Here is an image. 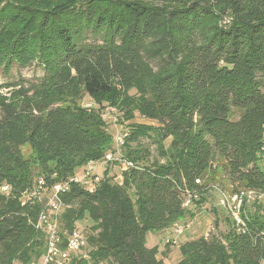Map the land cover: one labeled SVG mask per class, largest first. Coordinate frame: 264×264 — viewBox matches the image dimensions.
Listing matches in <instances>:
<instances>
[{"label": "trees", "instance_id": "16d2710c", "mask_svg": "<svg viewBox=\"0 0 264 264\" xmlns=\"http://www.w3.org/2000/svg\"><path fill=\"white\" fill-rule=\"evenodd\" d=\"M28 2L19 18L4 11L11 19L0 33V68L44 72L0 92V264H35L45 253L35 227L44 201L22 205L23 194L39 178L48 194L111 150L100 109L79 106L78 90L98 106L120 95L112 105L124 118L137 113L159 127H132L124 153L132 166L119 181L105 170L92 192L71 184L60 236L83 220L89 226L85 249L67 264H165L147 235L192 218L217 173L233 193L263 187L264 0ZM143 137L159 159L129 145ZM187 193L201 197L192 208L183 206ZM242 219L241 228L226 217L220 236L182 243L175 264L264 263V200L245 205Z\"/></svg>", "mask_w": 264, "mask_h": 264}, {"label": "rangeland", "instance_id": "374dc122", "mask_svg": "<svg viewBox=\"0 0 264 264\" xmlns=\"http://www.w3.org/2000/svg\"><path fill=\"white\" fill-rule=\"evenodd\" d=\"M51 2V1H50ZM19 4H26L27 6H32V3H29L28 0H12L11 2L0 0V9L2 11L0 12V33L3 29H6L8 27L7 19H11L4 15V11L8 10V13H12L13 15L17 13V16L21 15ZM6 14V13H5ZM44 72L40 67H38L36 64L32 65L27 68H19L17 65H13L9 72H5L3 68H0V92L5 93L7 90L3 88V86L7 83H15L19 81L20 79H25L27 81H30L29 83H33L37 78L42 77ZM75 92V91H73ZM74 99L76 100V103L79 106H86L88 104L92 105V107L96 109H100L101 117L103 118L107 130L109 134L112 137V143H111V150L105 155L110 154L112 156V160L110 163H104V158L101 157L100 160L95 161L94 167H95V173L97 172L99 174L101 181L104 171L107 170L108 175L112 177L114 181H119L120 172L122 171L123 167H126L125 163L128 162V160L124 157V153L126 151L125 147V139L128 138L129 132H131L132 127L134 126H143V127H155L158 128L159 125L157 122L145 119L135 113L134 117H123V113L117 112L116 106L112 104H119L121 99L120 95L115 96L114 103H103L98 105H95L87 96H84L83 90H78V96ZM70 102L69 99L66 98V100ZM95 105V106H94ZM91 108V107H90ZM107 108H115L114 112H106L105 110ZM238 111L234 110L232 113V119L238 118ZM126 134L123 144L116 145L114 142V137L117 135ZM153 137V136H152ZM170 138H168L165 141V146L169 144ZM131 147H144L149 151V160L155 161L158 158L157 151L155 149V145L152 143L150 138H139L136 143H129ZM23 154L26 157H31L33 154L31 152V149L28 145H25L22 148ZM105 157V156H104ZM219 167L220 162H216L213 166ZM215 169V168H214ZM82 170L78 171L76 174H80ZM215 179L208 181L205 188L211 189L208 191L207 200L203 203V205L199 208H196L193 210V217H187L185 220L176 223L172 226L173 230H175V225H189V227L183 232L181 235H175V238H168L164 239L163 237L157 238V245L154 247H150L147 249L156 248L158 253L156 255V258H162L166 264H174L178 260L179 256V246L186 242L187 239L192 240L201 236H220L221 232L225 230V228L222 229V226L225 225L224 219L228 217L230 221L235 225L233 218L230 216V213L228 210L223 208L220 203L221 200H228L229 207L233 208V204L231 201L232 195L235 193H238L240 191H243L242 189L236 191L233 193V187L230 183V181L227 179L226 175L223 173L219 174L217 173L215 175ZM98 182V183H99ZM97 185V184H96ZM95 185V186H96ZM87 186L85 187V189ZM87 190V189H86ZM47 194H43V198H46ZM185 200L190 199V203L188 207L192 208L194 205V201H198L201 199V197L198 194L194 193H187ZM31 200V199H29ZM27 198L20 200V203L24 205L26 202L29 201ZM250 206L249 204L247 205ZM243 211V209H242ZM218 216V223L216 225L215 222V215ZM219 222L222 226H220L221 231L219 230ZM89 226L88 220H83L76 225V230L79 232L85 234L87 232ZM151 233V234H156ZM168 241V242H167ZM152 238H149L148 246H152ZM85 252V251H84ZM264 264V263H261Z\"/></svg>", "mask_w": 264, "mask_h": 264}, {"label": "built area", "instance_id": "2783aa9c", "mask_svg": "<svg viewBox=\"0 0 264 264\" xmlns=\"http://www.w3.org/2000/svg\"><path fill=\"white\" fill-rule=\"evenodd\" d=\"M85 107L90 108L92 105L88 104ZM105 111L114 112L115 108H107ZM125 136V133L115 136V144H123ZM260 158L264 162V144L261 147ZM111 160L112 156L110 154L105 155L104 162H110ZM94 164L95 162L90 161L80 174H74L67 180L50 186L46 198H43L45 186L42 178L38 179L33 190L23 194L21 200L25 198L28 200L37 198L39 201H44V209L40 212L35 227L45 233V253L35 264H67V260L71 254H80L85 249L87 244L86 235L74 229L72 231H66L63 240L60 236L58 221L59 214L64 207L63 196L69 191L71 184H79L84 188L87 186L86 189L92 192L95 185L99 182L100 177L97 172H94ZM125 165L126 167L132 166L130 162H126ZM1 191H8V187H1ZM263 200L264 185L258 191L243 190L232 195L231 201L233 208L229 207L230 202L226 199L221 200L220 205L229 211L236 227L241 228L244 226V221L242 219L243 207ZM189 203L190 199H187L184 201L183 206L188 207ZM188 227L189 225H175V233L181 235ZM83 257L86 256L83 255Z\"/></svg>", "mask_w": 264, "mask_h": 264}, {"label": "crops", "instance_id": "0c3cea01", "mask_svg": "<svg viewBox=\"0 0 264 264\" xmlns=\"http://www.w3.org/2000/svg\"><path fill=\"white\" fill-rule=\"evenodd\" d=\"M220 226H222L221 225V223L219 222V230L221 231V229H220ZM223 228H225V225H223L222 226V229ZM175 235L177 236V234L175 233V230H173V228L171 227V228H168V229H165V230H162V231H160V232H158V233H156L155 235L154 234H151V233H149L148 235H147V237H146V247L147 248H150V247H154V246H156L157 245V238H159V237H163L164 239H168V238H175ZM149 238H152V246H148V242H149ZM189 239H187V241H188ZM180 253H179V256H178V260L176 261V262H178L179 260H180ZM158 259H160V260H162L163 262H164V260L162 259V258H158ZM175 262V263H176ZM165 263V262H164ZM174 263V264H175ZM166 264V263H165Z\"/></svg>", "mask_w": 264, "mask_h": 264}]
</instances>
